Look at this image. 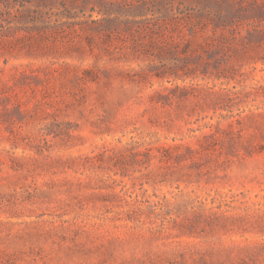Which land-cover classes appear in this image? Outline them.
<instances>
[{"label":"rangeland","instance_id":"obj_1","mask_svg":"<svg viewBox=\"0 0 264 264\" xmlns=\"http://www.w3.org/2000/svg\"><path fill=\"white\" fill-rule=\"evenodd\" d=\"M0 264H264V0H0Z\"/></svg>","mask_w":264,"mask_h":264}]
</instances>
